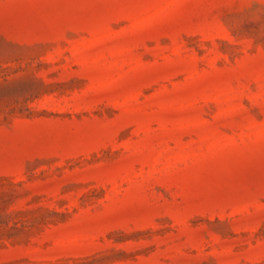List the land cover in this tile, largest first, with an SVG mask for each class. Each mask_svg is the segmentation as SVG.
Here are the masks:
<instances>
[{
	"label": "rangeland",
	"instance_id": "obj_1",
	"mask_svg": "<svg viewBox=\"0 0 264 264\" xmlns=\"http://www.w3.org/2000/svg\"><path fill=\"white\" fill-rule=\"evenodd\" d=\"M0 264H264V0H0Z\"/></svg>",
	"mask_w": 264,
	"mask_h": 264
}]
</instances>
